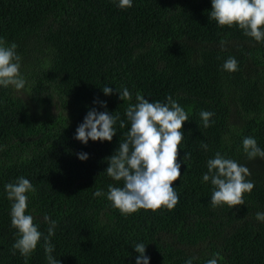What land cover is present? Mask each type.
Listing matches in <instances>:
<instances>
[{
  "label": "trees",
  "instance_id": "obj_1",
  "mask_svg": "<svg viewBox=\"0 0 264 264\" xmlns=\"http://www.w3.org/2000/svg\"><path fill=\"white\" fill-rule=\"evenodd\" d=\"M132 5L0 0V39L18 45L26 81L23 95L0 86V264H25L13 249L18 237L5 190L21 176L36 188L27 194L26 214L39 231L47 236L45 215L56 221L52 254L60 264H136L138 243L146 245L149 264H186L193 257L192 264H264V222L255 218L264 212V159L249 160L243 149L246 137L264 149V41L209 19L211 0ZM229 57L238 71L223 69ZM105 86L113 94L105 95ZM123 88L132 101L119 98ZM137 93L162 103L171 95L189 120L182 127L181 178L173 182L179 203L123 215L107 199L108 186L123 181L105 170L130 124L120 128L118 120L111 142L85 145L74 137L92 108L126 120ZM202 110L214 113L208 128ZM217 152L249 168L255 187L244 205L212 206L213 186L203 174ZM78 153L89 158L81 161ZM97 190L104 195L95 197ZM27 264H48L43 239Z\"/></svg>",
  "mask_w": 264,
  "mask_h": 264
},
{
  "label": "clouds",
  "instance_id": "obj_2",
  "mask_svg": "<svg viewBox=\"0 0 264 264\" xmlns=\"http://www.w3.org/2000/svg\"><path fill=\"white\" fill-rule=\"evenodd\" d=\"M212 10L209 19L215 20L221 27L238 26L244 35L257 42L264 41V0H211ZM132 0H118L121 9L131 8ZM224 42H221L223 46ZM18 45H10L0 39V86H12L17 92L25 88L26 81L21 75V57L17 54ZM228 72L239 70L235 57H229L223 64ZM105 95L113 94L111 87L102 88ZM117 91V90H116ZM119 93L122 101H132L129 89L123 88ZM135 103H129L125 110L126 120L119 116L109 114L107 111H97L92 108L88 111L75 134V139L87 145L92 141H109L117 134L114 125L119 120L120 128L130 124L126 138L120 142L119 148L113 155L107 157L108 167L105 172L116 182L123 181V186H108L107 199L113 207L123 215H131L139 210L153 212L166 208L174 209L179 203V196L173 182L181 178L180 145L184 139L182 127L189 120L185 109L171 95L166 102H149L145 96L137 93ZM106 109V102L95 101ZM214 113L202 110L200 117L203 127L211 126L210 121ZM214 123V121H212ZM201 147L208 149L206 143ZM243 149L249 160L257 157L264 159V149H261L255 138L243 139ZM81 161L89 157L86 153H78ZM191 154L185 153L183 159H190ZM208 171L203 174V182H210L213 186L210 202L214 208L227 205L233 208L244 205V194L251 193L255 187L249 168L237 161L226 158L217 152L214 158L207 161ZM7 198L11 201V225L17 230V239L13 249L18 250L28 258L36 250L38 243L43 239L44 251L48 264H60L59 259L53 256L54 245L51 237L55 235L56 221L50 216H44L48 223L47 236L39 231V225L34 222L28 209V195L35 193L36 188L29 179L23 176L17 178L15 183L5 185ZM95 197L104 195L97 190ZM256 220L264 222V212H257ZM136 264H149L150 257L146 253V245L135 244ZM15 254V251L13 252ZM190 258L186 264H192ZM207 264H217V259H210Z\"/></svg>",
  "mask_w": 264,
  "mask_h": 264
},
{
  "label": "rangeland",
  "instance_id": "obj_3",
  "mask_svg": "<svg viewBox=\"0 0 264 264\" xmlns=\"http://www.w3.org/2000/svg\"><path fill=\"white\" fill-rule=\"evenodd\" d=\"M24 92H25L24 90H21V91H20V94H22V93H24ZM22 95H23V94H22ZM53 109H54L56 112H58L59 105H57V106L54 105V106H53Z\"/></svg>",
  "mask_w": 264,
  "mask_h": 264
}]
</instances>
